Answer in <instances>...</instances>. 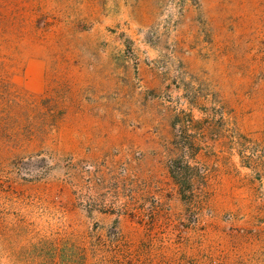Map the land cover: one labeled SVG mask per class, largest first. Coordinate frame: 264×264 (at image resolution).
I'll return each instance as SVG.
<instances>
[{"label": "rangeland", "instance_id": "obj_1", "mask_svg": "<svg viewBox=\"0 0 264 264\" xmlns=\"http://www.w3.org/2000/svg\"><path fill=\"white\" fill-rule=\"evenodd\" d=\"M0 264H264V0H0Z\"/></svg>", "mask_w": 264, "mask_h": 264}, {"label": "trees", "instance_id": "obj_2", "mask_svg": "<svg viewBox=\"0 0 264 264\" xmlns=\"http://www.w3.org/2000/svg\"><path fill=\"white\" fill-rule=\"evenodd\" d=\"M183 161H184V160L182 159V162H183ZM183 165H184V167L187 168V169H191V167H192V166L189 165L188 162H184ZM178 168H180V167L178 166L176 170H172L173 177H175V179H178V177H177V175H176V171H178ZM177 173H178V172H177Z\"/></svg>", "mask_w": 264, "mask_h": 264}]
</instances>
